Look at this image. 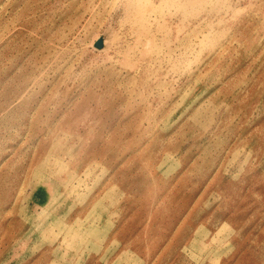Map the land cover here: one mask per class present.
<instances>
[{"label": "rangeland", "instance_id": "rangeland-1", "mask_svg": "<svg viewBox=\"0 0 264 264\" xmlns=\"http://www.w3.org/2000/svg\"><path fill=\"white\" fill-rule=\"evenodd\" d=\"M0 264H264V0H0Z\"/></svg>", "mask_w": 264, "mask_h": 264}]
</instances>
